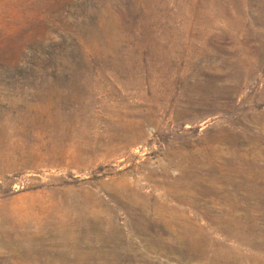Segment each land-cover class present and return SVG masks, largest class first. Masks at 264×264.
Segmentation results:
<instances>
[{
  "label": "rangeland",
  "instance_id": "rangeland-1",
  "mask_svg": "<svg viewBox=\"0 0 264 264\" xmlns=\"http://www.w3.org/2000/svg\"><path fill=\"white\" fill-rule=\"evenodd\" d=\"M0 264H264V0H0Z\"/></svg>",
  "mask_w": 264,
  "mask_h": 264
}]
</instances>
